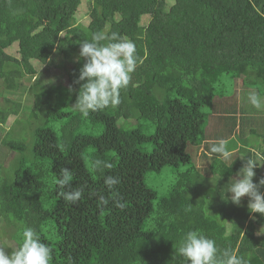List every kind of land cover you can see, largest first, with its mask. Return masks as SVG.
<instances>
[{
    "label": "trees",
    "instance_id": "obj_1",
    "mask_svg": "<svg viewBox=\"0 0 264 264\" xmlns=\"http://www.w3.org/2000/svg\"><path fill=\"white\" fill-rule=\"evenodd\" d=\"M80 5L0 0L3 89L22 88L37 72L35 61L61 56L70 63L66 83L28 82L32 107L2 134L15 157L8 167L0 164V228L9 229L13 246L1 238L0 245L11 253L31 227L53 249L52 264H68L69 257L73 264H184L175 250L188 231L199 230L221 254L228 249L249 264L264 261V234L255 235L258 213L245 204L226 212L217 199L218 207H205L208 191L228 199L222 185L240 170L239 162L226 164L205 147L210 161L204 175L187 152L205 141L212 104L226 98L228 78L264 94V0H88L84 27L76 22ZM98 32L133 40L143 63L120 90L118 105L85 118L74 107L85 62L80 43ZM14 45L16 55L10 53ZM96 158L112 168L93 170ZM165 166L174 169L175 182L157 197L144 176ZM63 167L74 174L72 188L85 187L76 204L58 195ZM107 175L120 178L115 198L126 202L123 210L111 200L98 207L99 197L110 195ZM224 219L233 222L232 232Z\"/></svg>",
    "mask_w": 264,
    "mask_h": 264
},
{
    "label": "clouds",
    "instance_id": "obj_2",
    "mask_svg": "<svg viewBox=\"0 0 264 264\" xmlns=\"http://www.w3.org/2000/svg\"><path fill=\"white\" fill-rule=\"evenodd\" d=\"M101 41L106 43L102 44ZM79 57L84 58L85 62L79 70L76 83H83H80L74 107L85 118L90 112L118 105L120 90L129 85L131 74L138 64L143 63L135 42L115 32L110 37L98 32L93 34L91 41L83 40L80 43ZM248 101L256 109L264 108V97L256 91L248 94ZM210 152L219 154L222 162L234 156V152L227 148V141L223 139L213 143ZM90 166L93 170L112 168L109 161L100 158L91 160ZM257 166L251 158L247 159L235 177L229 179L231 182L226 193L231 194L230 200L236 205L241 203V198L249 197V210L264 215V192L261 191V188H264V177L260 178L258 183L254 182V169ZM73 179L74 174L70 168H61L57 178V185L61 189L58 195L66 202L76 204L83 198L85 187L72 188ZM120 182L118 176L104 177V184L110 195H101L98 207L106 208L110 200L121 210L126 207V202L115 198V188ZM22 236L23 243L11 253L6 252V247L0 245V264H52L53 249L41 240L33 228H25ZM175 252L184 258V264H249L234 251L225 249L221 254L215 240L199 230L188 231ZM68 264H73L71 257L68 258Z\"/></svg>",
    "mask_w": 264,
    "mask_h": 264
},
{
    "label": "rangeland",
    "instance_id": "obj_3",
    "mask_svg": "<svg viewBox=\"0 0 264 264\" xmlns=\"http://www.w3.org/2000/svg\"><path fill=\"white\" fill-rule=\"evenodd\" d=\"M92 1V0H91ZM87 4L88 0H81V5L80 8L78 9V12L76 13V22L77 26L79 27H84L86 26L88 22V14H87ZM146 16V15H145ZM148 19L145 18L142 20L143 23H145ZM12 52L13 55H16L17 52V47L14 45V48L11 47L10 53ZM35 68L37 69V72L30 77L29 79H24L23 80V86L22 88H19L17 90H9V89H3L2 86H0V164L4 167H8L14 160L15 157V152L10 150L7 146L3 144V138L2 134L7 131L9 126L14 122L15 119H18V122L16 126L19 125L21 120L24 119V117H27V113L31 109L33 105V96L32 93H30L28 90H26L28 82H36L41 85H46L49 84L50 82L53 81H58V82H64L66 83V73H65V68L70 66L69 62H66L64 59H62L61 56H56L53 57L52 60H48L47 64L45 63H39L38 61L34 62ZM50 80V81H48ZM242 79L241 78H228L226 81V89L225 93L226 98L225 99H217L215 98L216 102H219L221 100V105L219 107H223L226 109L227 106L236 104V114L238 115L241 109H243L246 105V101H248L247 95H248V90L247 88H244L245 86L242 85ZM2 83V80L0 79V84ZM253 90L256 91V88H252ZM240 93V94H239ZM231 94V95H230ZM239 94V99L236 98V95ZM264 97V95H263ZM249 102V101H248ZM250 103V102H249ZM228 104V105H227ZM19 105V106H17ZM218 106L216 109H220ZM253 106L250 105L249 108H245L244 112L242 114V121L246 120L245 126L248 125V122H250V127L251 129H255L258 132V124L260 121V113L263 116L262 119V124H264V109H251ZM257 110V112H256ZM213 112V111H212ZM2 117V118H1ZM30 120V119H29ZM31 121V120H30ZM248 121V122H247ZM32 122V121H31ZM55 127V126H54ZM58 128V126H57ZM249 128H246L244 130V133L242 135L243 139V146L240 147L239 149L244 150L246 148V145H251L252 147L257 148L258 144L260 141H253L252 134L248 132ZM147 132L151 133V130H147ZM213 132V129L211 128V133ZM206 138H208L206 134ZM224 138H227V135L224 134ZM231 145V144H229ZM233 146V145H232ZM232 146L230 148H232ZM249 146V147H251ZM152 149V145L149 143H146L144 145V150L150 151ZM203 149V150H201ZM246 150V149H245ZM205 151V147L202 145L199 146H188L187 147V152L191 155L196 168L199 169L201 174L208 175L204 171L208 167L209 159L203 157V152ZM247 153H249L248 150H246ZM236 155H241L240 152L234 153V156L226 161V164H229L232 162L233 158ZM247 157H251L248 156ZM185 167L180 166L179 170L183 171ZM215 169V174L218 173V166ZM235 176V174L233 175ZM232 178V177H230ZM229 178V179H230ZM3 178L0 179V182L2 181ZM145 183L153 188L156 191L157 197H161L166 195L168 188L175 182V172L174 169L170 166H165L161 168L160 171L155 172V171H149L145 174L144 176ZM213 182V181H212ZM230 180L227 182H224L223 186H226V191L229 187ZM211 188H217V189H222L223 188L220 186L212 187ZM231 196V194H230ZM215 199L218 201V206H222L226 212L228 210L234 209L233 205H236L231 202L230 197L229 199H226L225 195H222L219 198L214 197L211 191H208L206 194V210L210 207H218L216 206ZM225 203V205H224ZM209 204L210 207L207 205ZM210 212V211H209ZM212 214V210L210 212ZM224 214V212H223ZM225 221L227 224V230L229 228V225L232 226L233 222L230 221L228 222L227 219L221 220ZM2 223H0L1 226ZM237 224V223H236ZM9 229H5L4 232L1 231L0 228V238L7 243L9 246H13V242L10 240L9 235L7 234Z\"/></svg>",
    "mask_w": 264,
    "mask_h": 264
},
{
    "label": "crops",
    "instance_id": "obj_4",
    "mask_svg": "<svg viewBox=\"0 0 264 264\" xmlns=\"http://www.w3.org/2000/svg\"><path fill=\"white\" fill-rule=\"evenodd\" d=\"M247 88L248 90V94L251 91H255L253 90L252 86H247L244 87ZM256 92L258 93V91L256 90ZM240 94V93H239ZM239 94L236 95V98H240ZM259 94V93H258ZM261 97H263L262 94H259ZM248 98V95H247ZM218 100L220 98H217ZM225 99V98H224ZM222 100V99H221ZM221 100L219 102H213V106H212V110L213 112H210L209 116H208V122L205 128L206 134L208 136V138H205V141L202 142L200 145L204 146V147H211V146H207V145H212L213 143L217 142L218 140L222 139V136L224 134L227 135V138H223V140L227 141V148L230 151H233L234 153H238L240 152L241 155H236L232 162H239L240 169L243 167L244 163L247 161V159L251 158L254 162H256L258 164V166L254 169L256 172V176L254 177V180L256 181L255 183H258L260 178L264 177V124H262V119L263 116L260 113V121H259V130L258 132L255 129H251L250 127V122H248V125L245 126V122L246 120L242 121V114L244 112L245 108H249V106L251 105L248 101H246V105L243 109H241V111L239 112V114H236V104H232L226 107V109H224L223 107H219V105H221ZM216 101V100H214ZM228 105V104H227ZM219 107L220 109H216V107ZM251 109H254L253 107ZM256 109V108H255ZM264 109V108H263ZM258 110V109H257ZM256 110V112H257ZM211 128L213 129V132L211 133ZM246 128H249L248 132H250L252 134L253 137V141H260L258 144V147H252L251 145H246V150L249 151V153H247V151L244 149H239L240 147H242L243 144V139L242 135L244 133V130ZM231 144V145H229ZM233 145V146H232ZM232 146V148H230ZM251 146V147H249ZM203 150V149H201ZM251 156V157H247ZM238 165V164H237ZM235 176H232V178ZM226 187V186H225ZM261 191L264 192V188H261ZM226 195V194H224ZM227 196L230 197V193H227ZM245 198H249L247 196L241 198V203L237 206H240L242 204H245L246 206H248V203H245ZM235 206V205H233ZM253 212H251L250 214H252ZM257 219L259 221L260 224H256V230H255V235L256 237H260L262 234H264V221L262 220L263 215L261 214H257ZM256 221V219H255ZM229 222V221H228ZM226 228H227V224H226ZM233 227H231L229 225V228L227 230V233L232 232ZM256 264H264V261H262V258L258 259Z\"/></svg>",
    "mask_w": 264,
    "mask_h": 264
}]
</instances>
